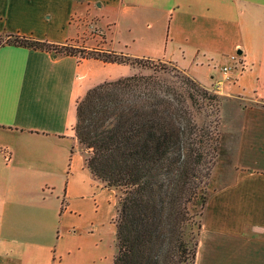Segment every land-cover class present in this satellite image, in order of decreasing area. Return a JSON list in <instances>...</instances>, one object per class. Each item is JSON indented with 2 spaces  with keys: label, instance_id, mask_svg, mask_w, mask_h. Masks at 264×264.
Here are the masks:
<instances>
[{
  "label": "crops",
  "instance_id": "obj_1",
  "mask_svg": "<svg viewBox=\"0 0 264 264\" xmlns=\"http://www.w3.org/2000/svg\"><path fill=\"white\" fill-rule=\"evenodd\" d=\"M257 12L264 0H0V264H112L116 190L91 175L73 126L89 88L138 72L8 37L176 65L240 50L254 66L240 18ZM87 22L109 36L88 33ZM253 47L264 77V39ZM251 101L240 109L230 182L202 209L193 264H264V99Z\"/></svg>",
  "mask_w": 264,
  "mask_h": 264
},
{
  "label": "trees",
  "instance_id": "obj_2",
  "mask_svg": "<svg viewBox=\"0 0 264 264\" xmlns=\"http://www.w3.org/2000/svg\"><path fill=\"white\" fill-rule=\"evenodd\" d=\"M4 42L151 71L89 88L77 102L73 129L89 152L91 175L120 192L112 264H193L199 233L192 230L193 208L206 202L217 141L215 125L199 119L217 105V95L159 60L22 35Z\"/></svg>",
  "mask_w": 264,
  "mask_h": 264
},
{
  "label": "rangeland",
  "instance_id": "obj_3",
  "mask_svg": "<svg viewBox=\"0 0 264 264\" xmlns=\"http://www.w3.org/2000/svg\"><path fill=\"white\" fill-rule=\"evenodd\" d=\"M255 20L252 18L241 17L240 22L246 28L243 34V44L247 48L249 53V59L252 63L242 62V55L234 52V59H232L230 54L228 55H218L212 54L207 61L191 64L185 60H179L177 62L178 66L183 67L192 76L196 78V81H201L200 85L205 88L209 93L217 95V99H212V104L217 103L216 106H208L205 108V113L203 112L199 123L209 124L211 127L215 125V132L217 134L216 149L213 152L212 158H210V168L209 175L205 179L206 184L204 185L205 198L210 192L216 188L226 185L230 182L231 174L234 171V152L237 145L238 139V127L240 122V109L247 104H254L251 99L259 98L264 99V77L260 76V71L257 70L258 60L261 56V52L253 47L254 40L264 39V14L257 12L254 15ZM88 33L98 32L96 25H91L86 23ZM101 36H109L110 30L107 28L103 31L98 32ZM4 37L0 38L4 40ZM74 45L73 43H69ZM78 46V45H74ZM264 55V52L262 53ZM156 61V60H155ZM160 61V60H159ZM161 63L167 64L170 68L171 66H176V68L184 72L186 71L179 68L175 63L168 61H161ZM247 65V68L242 70V67ZM138 69L139 74H148L151 71L140 66H135ZM223 67H228L229 78L226 80L224 78L225 74L222 75L223 78L219 77L220 71H223ZM189 76V75H188ZM193 78V79H194ZM217 108V110H215ZM84 151H86V156L88 151L80 145ZM100 181V180H99ZM102 185L103 182L100 181ZM116 190L117 200H119L120 192ZM118 206V204H117ZM204 206L199 205V203L193 208L194 212V225L192 230L194 236L197 235L199 231L198 224L201 223V214ZM117 208V207H116ZM105 211L103 210L99 214V218H104ZM116 217V216H115ZM115 219V218H114Z\"/></svg>",
  "mask_w": 264,
  "mask_h": 264
},
{
  "label": "built area",
  "instance_id": "obj_4",
  "mask_svg": "<svg viewBox=\"0 0 264 264\" xmlns=\"http://www.w3.org/2000/svg\"><path fill=\"white\" fill-rule=\"evenodd\" d=\"M234 57H235V56L233 55L231 58L234 59ZM227 70H228V67H223V71L221 70L222 73L225 74L224 78H225L226 80H228V78H229V74H228V71H227ZM222 78H223V77H222Z\"/></svg>",
  "mask_w": 264,
  "mask_h": 264
},
{
  "label": "water",
  "instance_id": "obj_5",
  "mask_svg": "<svg viewBox=\"0 0 264 264\" xmlns=\"http://www.w3.org/2000/svg\"><path fill=\"white\" fill-rule=\"evenodd\" d=\"M237 53H238V54H240V53H241V51H240V50H238V51H237Z\"/></svg>",
  "mask_w": 264,
  "mask_h": 264
}]
</instances>
